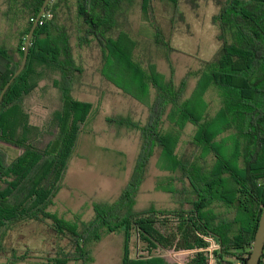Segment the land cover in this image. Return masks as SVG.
<instances>
[{"label":"trees","instance_id":"16d2710c","mask_svg":"<svg viewBox=\"0 0 264 264\" xmlns=\"http://www.w3.org/2000/svg\"><path fill=\"white\" fill-rule=\"evenodd\" d=\"M43 1L0 0V15L8 27L0 33V92L21 63L26 36ZM137 1L154 31L155 43L175 50L151 19L152 0H75L71 11L64 7L67 0H49L38 20L26 64L0 102V255L6 264H87L93 244L113 232L123 234L121 264H245L264 202V0H214L218 10L211 21L220 43L204 61L197 88L202 93L210 86L220 88V107L214 116L221 115L224 121L216 134H206L212 116L206 114L200 120L183 108L186 76L177 84L171 75L159 81L152 61L146 66L151 75L146 76L140 62L133 59L130 51L137 43L120 29L127 27V8ZM168 1L176 6L179 0ZM73 40L78 47L98 46L99 72L117 87L125 88L109 70L122 62L127 72L141 75V96L150 87L155 90L146 121L134 125L140 145L129 180L113 203L94 202V216L81 226L47 210L63 185L92 108L91 102L73 97L74 85L84 71L74 57ZM51 73L58 75L54 83L60 107L43 124L31 123L23 100L39 79L50 78ZM168 107L174 113L182 110L177 124L195 126L193 143L202 144L201 165L195 164V153L188 158L175 154L176 135L161 124ZM221 132H228L220 139L230 145L229 150L224 148L227 153L216 146ZM2 146L15 149L16 156L9 161ZM156 147L171 161L173 173L162 188L175 196V207L132 212ZM209 153L214 157L210 166L204 158ZM176 171L179 174L174 175ZM45 220L50 230L66 239L65 246L35 255L28 247L18 250L6 245L17 224ZM133 237L146 254L132 255ZM212 239L217 249L209 261L206 251ZM158 248L193 253L184 263L168 262L154 254ZM259 264H264V249Z\"/></svg>","mask_w":264,"mask_h":264},{"label":"rangeland","instance_id":"374dc122","mask_svg":"<svg viewBox=\"0 0 264 264\" xmlns=\"http://www.w3.org/2000/svg\"><path fill=\"white\" fill-rule=\"evenodd\" d=\"M74 4L75 0H67L64 7L70 9L65 10H74ZM150 8L151 19L161 28L164 37L175 50L170 51L155 43L154 31L144 19L138 1L132 2L127 8L128 25L120 30H125L137 43L130 51L133 59L140 62L146 76L151 75L146 66L152 61L159 73V81H166L171 75L177 84L186 76L183 108L193 112L200 120H204L206 114L212 116L206 134H216L222 129L224 121L221 115L214 116L220 107L217 92L220 88L210 86L203 93L197 88L198 78L204 70V61L214 55L220 43L217 40L218 29L211 21L212 15L218 10L214 0H179L176 6L168 0H152ZM4 24L5 19L0 15V33L8 30ZM11 34L12 32L7 39L11 38ZM73 44L74 57L84 69L74 85L73 97L91 102L92 108L87 121L82 125L74 154L68 162L63 185L47 210L81 226L94 216V202L113 203L129 180L140 145V133L134 125L146 121L148 105L155 96V90L150 87L147 94L141 96V75L127 72L120 62L117 69L109 70V74L130 93L125 92L100 74L102 58L98 46L91 43L78 47L75 40ZM57 78V74L51 73L50 78L39 79L32 92L23 100L31 123L43 124L60 107V93L54 83ZM170 110L168 107L161 124L165 131L170 130L176 135L175 154L188 158L195 153V164L201 165L202 144L197 147L193 143L195 126L192 123L177 124L183 112L179 110L174 113ZM227 134L228 132H221L217 136L216 146L223 152L230 149L229 144L220 143L222 136ZM1 148L9 161L17 154L13 148ZM204 158L208 166L213 163L211 153ZM170 165L171 161L163 155L161 149L154 148L132 212L175 207V196L162 188L168 185L173 173L169 170ZM176 174H179L178 171L174 175ZM221 210L223 208L217 207V211ZM5 243L18 250L28 247L35 255H41L65 246L66 239L50 230L47 220L27 221L17 224L9 232ZM122 244L121 232L103 235L93 244L92 260L87 264H121ZM142 246L133 237L132 255L138 257L146 254ZM216 249V240H210L206 251L209 261L214 260ZM192 253L158 248L154 254L162 256L168 262L184 263ZM0 264H6L4 255H0ZM12 264L40 263L20 261Z\"/></svg>","mask_w":264,"mask_h":264},{"label":"water","instance_id":"95a60500","mask_svg":"<svg viewBox=\"0 0 264 264\" xmlns=\"http://www.w3.org/2000/svg\"><path fill=\"white\" fill-rule=\"evenodd\" d=\"M49 0H44L43 4L26 36L25 39V51L23 54V57L21 59V63L19 67L16 69V71L13 73V75L9 78V80L6 82L4 87L2 88L0 92V102L3 97L4 92L7 90L13 79L23 70L26 60H27V53H28V46L30 44V40L33 34V31L38 23V20L40 16L43 14L45 6L47 5ZM264 249V202L261 205V213L258 219V225L254 234V238L252 241V244L250 246V252L249 255L246 258L245 264H259L261 254Z\"/></svg>","mask_w":264,"mask_h":264}]
</instances>
